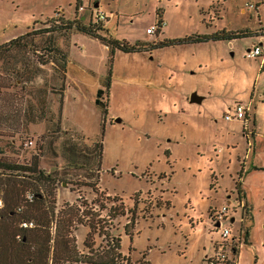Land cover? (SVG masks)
I'll return each instance as SVG.
<instances>
[{
  "label": "rangeland",
  "instance_id": "1",
  "mask_svg": "<svg viewBox=\"0 0 264 264\" xmlns=\"http://www.w3.org/2000/svg\"><path fill=\"white\" fill-rule=\"evenodd\" d=\"M96 11L99 35L129 43L220 29L248 36L124 53L76 29L41 32L74 17L92 23ZM263 28L264 0H0V43L29 33L0 53V159L28 167L36 158L50 182L34 185L54 213L69 203L93 212L92 250L118 237L128 264H201L221 240L211 209L234 206L224 224L237 235L240 201L248 241L237 261L264 264V59L245 56ZM55 46L64 75L50 61ZM191 92L201 100L189 102ZM235 103L248 104L246 124L223 118ZM28 175L0 168V181H26L22 198ZM87 231L71 224L80 253Z\"/></svg>",
  "mask_w": 264,
  "mask_h": 264
},
{
  "label": "trees",
  "instance_id": "2",
  "mask_svg": "<svg viewBox=\"0 0 264 264\" xmlns=\"http://www.w3.org/2000/svg\"><path fill=\"white\" fill-rule=\"evenodd\" d=\"M78 6L79 3H77V7ZM101 21L102 20H95L92 23L83 24L79 19L74 17L72 20L62 23H54L57 25L46 27L42 29L41 32H67L70 29H76L83 34L99 39L110 51L116 49L124 53L144 52L181 43H197L207 40H231L248 36V31L246 29L239 31L220 29L210 34H195L175 39L164 38L150 43L143 41L129 43L124 40L111 38L107 35H99L97 32L101 30L105 31L106 34V28L102 26ZM160 23L161 21H158L157 24H155L156 28L161 25ZM27 34L29 33L26 32L0 43V53L6 51L10 45ZM53 50L56 55H54L50 61L53 62L56 68L64 75L66 63L65 53L57 46L53 47ZM60 77L62 80L63 76ZM102 94L103 90L98 88L95 92L94 104L104 113L105 103L100 99ZM90 147L93 148L95 158H99L101 153L100 141H91ZM99 162L100 159H98L97 164ZM0 168L16 171H30L32 175H28L30 176L28 184L32 187L26 192H30L33 195L30 201L25 199V194L23 198L21 197V191L27 189L25 188L26 181H24L23 178L14 182L9 179L0 181V188H2V192H4L0 206V264H128V256H124L120 252L118 237H111L108 240L105 239L104 246L100 250L91 249L92 240L90 239V229L92 224L90 220L93 217V212L83 213L79 205L69 203L65 204L66 207L64 209H60L58 212L54 213L53 202H51L50 199L45 200L39 188L34 185H45L50 182L48 175H43L42 171L37 168L36 158H31L28 167L8 163L0 159ZM238 184V182L235 183L237 191ZM111 199H114V197ZM243 207L244 210H246L244 204ZM122 214V211H120L115 216ZM133 214H131L129 219L131 222L134 219ZM28 221L32 223L29 227H22L19 225L21 222ZM73 222L88 227L87 235L82 243L83 246L88 249L86 253L78 252L74 246V240L70 233L71 224ZM126 224L127 223L124 224L123 228L124 232L128 233ZM97 228L100 229L99 226H97ZM246 233L247 230L245 228L244 236ZM203 262L204 260H201V264H203ZM143 264H147V262L144 261Z\"/></svg>",
  "mask_w": 264,
  "mask_h": 264
},
{
  "label": "built area",
  "instance_id": "3",
  "mask_svg": "<svg viewBox=\"0 0 264 264\" xmlns=\"http://www.w3.org/2000/svg\"><path fill=\"white\" fill-rule=\"evenodd\" d=\"M249 8H253L252 5H249ZM104 15L102 12L96 11L94 13V19L97 21L103 20ZM161 24V23H160ZM156 30L155 25H150L145 29L146 34L152 35ZM263 41L255 42L251 44L245 51V56L255 58L259 57L260 59H264V34L262 35ZM248 112L249 106L248 104L243 103H235L233 106V111L231 113H224L223 118L225 120L229 119H237L241 120L242 124H246L248 121ZM33 195L30 192L25 193V199L30 201ZM1 205V201H0ZM238 206V222L239 227L237 230V235H231L229 225H223L224 221H233L235 218V214L227 213L228 210L233 211V207H228L227 205H222L219 209L211 211L210 222L212 228L218 231L220 234L221 240L214 241L211 243L212 251L205 255L201 260H204L203 264H238L237 261V250L243 243V236L245 228L241 227L242 218L240 216V211L244 207L243 204L239 201L237 202ZM230 222V223H231ZM22 227H29L32 225L31 222H21L19 224Z\"/></svg>",
  "mask_w": 264,
  "mask_h": 264
},
{
  "label": "crops",
  "instance_id": "4",
  "mask_svg": "<svg viewBox=\"0 0 264 264\" xmlns=\"http://www.w3.org/2000/svg\"><path fill=\"white\" fill-rule=\"evenodd\" d=\"M5 41H6V40H5ZM246 49H247V48H246ZM246 49H245V50H246ZM241 195H242V193H241ZM242 197H243L244 201L249 205L250 203H249L248 200H247V197H246L245 192L243 193V196H242ZM222 202H223V200H222ZM225 202H227V200H226ZM241 203H242V202H241ZM242 204H244V203H242ZM222 205H226V204L223 203ZM222 205H221V206H222ZM0 206H1V205H0ZM221 206H218V207H216V208H213V209H211V211H213V210H217V209H219ZM249 209H250V205H249ZM211 211H210V213H209V217H210V215H211ZM234 220H235V218H234ZM234 220H233V221H234ZM233 221H232V222H233ZM230 222H231V221H230ZM232 222H231V223H232ZM223 225H225V224L223 223ZM211 226H212V225H211ZM229 227H230V226H229ZM230 231H231V228H230ZM232 236H233V235H232ZM247 237H248V231H247L246 235L242 237V238H243V243H242V245H245L246 241H248ZM242 245H241V246H242ZM241 246H240V247H241ZM240 247H239V249H240ZM239 249L237 250V258L239 257ZM208 254H209V253H208ZM206 255H207V254H206ZM204 256H205V255H204ZM204 256H203V257H204ZM238 264H239V263H238Z\"/></svg>",
  "mask_w": 264,
  "mask_h": 264
},
{
  "label": "water",
  "instance_id": "5",
  "mask_svg": "<svg viewBox=\"0 0 264 264\" xmlns=\"http://www.w3.org/2000/svg\"><path fill=\"white\" fill-rule=\"evenodd\" d=\"M96 6V3H94V7ZM187 100L189 102H199L201 100V97L196 95L195 92H191L189 93ZM115 121H118V119H115Z\"/></svg>",
  "mask_w": 264,
  "mask_h": 264
}]
</instances>
